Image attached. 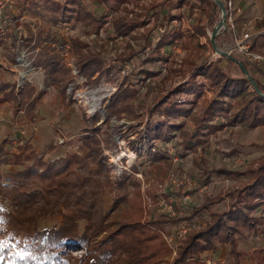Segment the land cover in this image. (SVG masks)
<instances>
[{"label": "rangeland", "instance_id": "374dc122", "mask_svg": "<svg viewBox=\"0 0 264 264\" xmlns=\"http://www.w3.org/2000/svg\"><path fill=\"white\" fill-rule=\"evenodd\" d=\"M65 1L60 0L59 3L69 6ZM81 1L92 16V23L88 25L76 17H60L55 21V17L61 14L53 5L58 4L57 0H39L38 3L16 0L13 4L14 9L10 12L12 21L5 26L6 32L0 37L1 75L5 82L16 84L17 90L30 84L35 93L41 90L47 93L36 107V118L32 120L25 115V110L16 115L14 103L0 104V144L7 139L9 152L20 154L28 143L37 156L46 163H52L65 160L70 155L80 159L90 155L91 150L84 146L82 140L84 132L87 129L99 131L97 138L100 144L95 147L98 153L87 159V167L76 169L79 170L77 175L91 178L87 190L101 193L103 211L107 214L104 224L109 228L94 238L93 246L138 215L145 226L163 218L180 219L189 216L194 206L203 204L207 194L225 195L241 189L247 178H217L212 186L199 188V198L193 199L189 191L196 188L193 178L201 176L196 161L203 156L202 152L195 155L190 152L183 160L173 159V168L166 174H160L157 166L152 164L147 145H143L147 138H139L146 136L147 128L156 124L157 120L149 116L153 103L191 82L197 68L224 58L216 49L231 52L232 58L243 64L246 62L249 75L264 85V65L248 62L237 50L236 37L240 38L246 31L238 30L236 25L232 29L226 19L225 28L213 43V31L222 22L223 14L220 8L212 13L199 0ZM181 2V6L176 7ZM18 17L15 22L14 18ZM197 28L203 29L204 33H198ZM38 32L43 33L41 42L38 41ZM46 34L50 35L51 41L43 42ZM262 38L253 37L252 46L254 43V51L264 56V45H261L264 44V27ZM82 54L88 59L101 60V67L95 74H92L94 68L82 69L80 63L85 59ZM49 57L68 70L66 80L60 86H51L45 71L37 65ZM221 65L225 67L227 63L223 61ZM233 68L231 73L240 77L241 69ZM146 70L151 75L147 77L144 73L139 79L137 74ZM123 87L134 88L137 93L133 116L110 112L113 96ZM203 89L204 95L200 98L198 95L181 96L185 98L184 107L193 108L198 116L212 98V86L206 79ZM174 98L171 97L169 102L176 101ZM226 115L217 117V121L230 120L232 114ZM233 132H221L210 137V144L215 149L209 156L210 168L244 171L250 165L257 166L264 156V126L256 129L238 126ZM174 153V147H169L168 154ZM98 160L102 162V175L99 177L96 176ZM22 168L17 166V169ZM12 170H15L14 166L0 165L1 173ZM125 179L129 180L128 186L121 187L120 183ZM36 187H42V184L30 185L31 189ZM117 200L121 201L119 206L111 210ZM229 204L230 199L226 197L213 209L223 212ZM0 206L10 209L9 203L1 197ZM208 219V213L204 212L190 224L184 221L167 223L162 237L169 251L157 258L154 264H171L187 234L181 235L182 229L189 231L201 227ZM60 221H42L40 228ZM236 238L238 250L246 254L243 264H251L254 252L264 250V225L258 231L245 230ZM69 253L75 261L87 258L84 246ZM207 258L232 263L225 247L221 253Z\"/></svg>", "mask_w": 264, "mask_h": 264}, {"label": "trees", "instance_id": "16d2710c", "mask_svg": "<svg viewBox=\"0 0 264 264\" xmlns=\"http://www.w3.org/2000/svg\"><path fill=\"white\" fill-rule=\"evenodd\" d=\"M57 1L54 7L64 14L55 17V21L60 17H76L87 25L92 23V16L81 0H66L69 5L67 7L62 6L60 0ZM100 1L107 3L109 0ZM199 1L210 8L212 13L219 9L213 0ZM33 2L38 3L39 0ZM204 12L207 13L205 8ZM19 18H14V21ZM260 26L264 27V22ZM197 31L204 33L201 28H197ZM3 35L0 34V37ZM42 35V32H38L39 42L42 41ZM46 35L43 42L51 41L50 35ZM84 58L80 63L82 69L94 68L92 74H95L97 68L101 67V60L88 59L85 55ZM223 61L227 63L225 67L221 65ZM37 65L45 71L51 86H60L66 80L68 70L53 57L42 59ZM244 65L248 70V64L245 62ZM233 66L240 69L235 60L224 57L208 66L197 68L191 82L153 103L149 116L157 120L156 124L148 127L147 135L139 139L147 138V143L143 145H147L152 155V164L157 166L160 174H166L173 168V159L183 160L190 152H202L203 156L196 161L201 176L194 178L196 188L189 191L193 199L199 198V188L212 186L217 178H247L241 189L225 195L207 194L203 204L194 206L189 216L180 219L163 218L153 221L151 226H145L138 215L93 246L94 238L109 228L104 224L107 214L103 211L101 193L87 190L91 178L77 175L79 170L76 169L87 167V159L98 153L95 147L100 144L97 138L99 131L87 129L84 132L82 140L84 146L91 150L90 155L81 159L70 155L65 160L52 163H46L37 156L28 143L20 154L10 153V143L5 139L0 144V165L14 166L15 170L0 172V197L10 205V209L0 206V264H154L157 258L169 251L162 237L163 227L171 221L190 224L204 212L208 213L209 219L205 220L203 226L187 231L171 264H207L204 259L207 256L213 257L224 247L228 248V256L232 260L230 264H243L246 254L238 250L236 237L241 236L245 230L258 231L264 225V156L259 159L257 166L250 165L244 171L210 168L212 148L209 138L226 126L240 125L249 129L264 126V85L252 77L261 92L259 94L243 73L240 77L231 73ZM144 73H147V77L151 75L146 70L139 72L138 78L141 79L140 75ZM204 79L212 86V98L198 116L193 108L184 107L185 98L182 97H202L205 91ZM35 92L30 84L17 90L16 84L5 82L0 72V104L14 103L16 115L25 110V115L31 120L36 118V107L47 92ZM136 94L131 87L119 89L111 101L110 112L133 116ZM173 96L176 101L169 102ZM226 114H232L230 120L217 121V117ZM171 146L175 153L169 155L168 149ZM97 163L96 176L99 177L102 175V162L98 160ZM17 166L23 168L17 169ZM37 183H41L42 187L30 188L31 184ZM128 183L129 180L125 179L120 186L126 187ZM226 197L230 199L228 209L223 212L214 211V206L224 202ZM138 198L141 201L140 193ZM152 198L156 199V196L152 195ZM120 200L114 202L111 210L119 206ZM254 213H258L257 216ZM58 219H61L59 223L40 228L42 221ZM83 246L87 248V258L75 261L69 251ZM251 264H264L263 249L254 252Z\"/></svg>", "mask_w": 264, "mask_h": 264}, {"label": "built area", "instance_id": "2783aa9c", "mask_svg": "<svg viewBox=\"0 0 264 264\" xmlns=\"http://www.w3.org/2000/svg\"><path fill=\"white\" fill-rule=\"evenodd\" d=\"M221 1L225 5L226 14H227L226 19L228 20L230 27L232 29H235L233 22L237 11L235 8L234 0H221ZM15 3L16 0H0V34H4L6 32L5 26L8 23L10 24V22L12 21V15L10 12L14 9ZM236 44H237V50L245 57V59L248 62L252 64L264 65V56L252 50V35L249 32L244 33L240 38L236 37ZM170 212L173 211L170 210ZM187 231L188 229H182L181 235H184ZM206 263L225 264L224 261H216L212 258H207Z\"/></svg>", "mask_w": 264, "mask_h": 264}, {"label": "crops", "instance_id": "0c3cea01", "mask_svg": "<svg viewBox=\"0 0 264 264\" xmlns=\"http://www.w3.org/2000/svg\"><path fill=\"white\" fill-rule=\"evenodd\" d=\"M234 4H235L236 11H237L235 18H234L235 20L234 25L237 26V29L238 30L242 29L244 32L246 31V32L251 33L252 38L254 37V38L263 39L262 38L263 26H260V24L263 23L264 21V0H234ZM238 126L240 125H237L234 127L226 126L224 127L222 131H218L215 135H212V136L216 137L221 132H229L230 134H233L234 129H236V127ZM260 127H263V126H260ZM260 127H257V128H260ZM211 148H212L211 152L215 151L213 145H211ZM197 152H201V151L198 150ZM177 160H180V159L177 158ZM222 251L223 250H221L219 253H221Z\"/></svg>", "mask_w": 264, "mask_h": 264}, {"label": "water", "instance_id": "95a60500", "mask_svg": "<svg viewBox=\"0 0 264 264\" xmlns=\"http://www.w3.org/2000/svg\"><path fill=\"white\" fill-rule=\"evenodd\" d=\"M215 2H216V4L218 5V7L220 8V10L222 11V14H223V17H222V18H223V20H222V22H221V23H220V24L214 29V31H213V34H212V42H213V43H215V38H216V36L219 35V34H220V31L226 26V16H227V14H226V8H225L224 3H223L221 0H215ZM216 50H217V52H218L221 56H223V57H227V58H229V59H233V60H235V61L237 62V64L239 65V67H240L242 73H243V74H244V75L250 80V82L252 83V85H253V87L255 88V90H256L259 94H261V92H260L258 86L255 84L253 78L249 75V72H248L247 68L245 67V65H244L242 62H240V61H238V60L232 58V57H231V53H229V52H227V51H221V50H218V49H216Z\"/></svg>", "mask_w": 264, "mask_h": 264}]
</instances>
